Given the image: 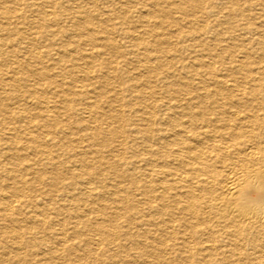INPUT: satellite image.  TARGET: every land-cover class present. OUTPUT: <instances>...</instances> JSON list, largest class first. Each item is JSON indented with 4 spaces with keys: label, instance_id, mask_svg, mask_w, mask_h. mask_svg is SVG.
Instances as JSON below:
<instances>
[{
    "label": "bare ground",
    "instance_id": "bare-ground-1",
    "mask_svg": "<svg viewBox=\"0 0 264 264\" xmlns=\"http://www.w3.org/2000/svg\"><path fill=\"white\" fill-rule=\"evenodd\" d=\"M0 264H264V0H0Z\"/></svg>",
    "mask_w": 264,
    "mask_h": 264
}]
</instances>
